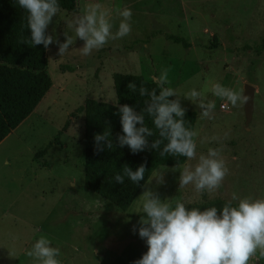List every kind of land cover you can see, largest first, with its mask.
<instances>
[{
	"label": "rangeland",
	"instance_id": "obj_1",
	"mask_svg": "<svg viewBox=\"0 0 264 264\" xmlns=\"http://www.w3.org/2000/svg\"><path fill=\"white\" fill-rule=\"evenodd\" d=\"M77 1V13L61 9L48 25V34L60 43L65 32L75 37L64 19L71 20L86 3L94 2ZM128 1L99 0L112 10L113 31L120 21L115 10ZM143 5L146 9L137 12L131 8L128 36L90 55L81 54L80 38L61 57L57 43L48 47L53 85L0 144V264H31L26 253L41 234L61 249L62 264H133L148 249L133 231L140 226L141 214L132 212L146 189L190 205L227 202L234 192L240 197L264 196V0H145ZM162 68L169 70L171 86L178 92L195 86L216 104L212 119L201 118L197 105L180 97L182 107L197 113V159L187 163L194 166L208 148H218L229 173L220 189L200 193L193 185L179 189L186 163L166 165L164 183L153 178L123 211L86 188L81 164L84 114H72L87 98L113 103L115 73L151 79ZM215 82L242 95L246 84L256 87L249 125L245 103L233 107L215 97L210 91ZM223 104L228 108L222 110ZM50 143L49 151L37 157ZM249 264H264V259L253 257Z\"/></svg>",
	"mask_w": 264,
	"mask_h": 264
},
{
	"label": "clouds",
	"instance_id": "obj_2",
	"mask_svg": "<svg viewBox=\"0 0 264 264\" xmlns=\"http://www.w3.org/2000/svg\"><path fill=\"white\" fill-rule=\"evenodd\" d=\"M19 7L26 10L27 28L30 29V44L43 45L47 49L51 44H58L61 56L69 51L76 38L83 40L81 54L90 55L111 40L128 36L132 30V10L129 7L117 8L120 18L118 27L113 31L112 10L99 0L86 3L81 14L71 20L64 19L66 26L74 31L75 37L64 33L62 43L46 31L53 17L61 13L59 0H16ZM139 71V70H138ZM156 87L149 91L141 86L140 96H147L145 107L136 110L135 106L119 104L115 94L113 104L117 106L122 132L117 134L116 141L120 147L127 146L132 154L143 152L146 148L156 150L161 157H185L187 161L197 159L196 137L198 132L186 126V108L181 106L180 97L197 105L201 118H213L215 101L206 99L205 92L192 87L185 93L178 92L171 86L169 70L162 68L159 75L151 78ZM132 93L137 86L129 83ZM211 93L226 100L233 107L246 102V97L238 89L226 87L215 82ZM170 97H173L170 99ZM150 117L158 138L149 145L153 129L148 127L145 119ZM97 152L114 147L110 131L94 135ZM161 145L163 147L161 148ZM166 165L154 170L146 183L153 178L157 184L164 183L162 171ZM173 171L176 168L172 169ZM146 164L141 163L133 170L125 164L122 172H117L113 179L124 184L127 177L133 184L139 185L144 180ZM229 173L226 161L221 157L218 148H208L206 155H200L193 166L186 163L179 176V189L193 185L197 192H213L222 187V182ZM139 202L132 212L140 213L138 231L145 240L148 249L133 264H249L255 257L264 259V196H238L235 192L231 199L220 207H188L190 203L172 198H161L151 189L143 191ZM10 256H12L9 253ZM31 264H62L61 249L53 245L45 234L39 235L27 251ZM14 257V256H13Z\"/></svg>",
	"mask_w": 264,
	"mask_h": 264
},
{
	"label": "trees",
	"instance_id": "obj_3",
	"mask_svg": "<svg viewBox=\"0 0 264 264\" xmlns=\"http://www.w3.org/2000/svg\"><path fill=\"white\" fill-rule=\"evenodd\" d=\"M59 3L60 9L69 13H77L79 10L77 0H59ZM27 16V11L20 8L16 0H0V144L35 111L53 85L48 72V48L45 49L42 44L31 46ZM172 38L176 42L181 41L178 37ZM184 45L188 47L190 44L184 42ZM113 78L119 104L135 106L137 111L143 109L145 101L149 99L139 95V88L143 86L151 91L156 87L152 79L142 75L115 73ZM129 83L137 86V92H131L127 87ZM78 114H84L81 164L85 186L123 211L134 204L154 170L162 165L180 166L187 163L185 157H161L158 151L150 148L132 154L127 146L120 147L116 141L117 134L122 132L120 116L113 103L87 98L72 116ZM196 120L197 113L186 110V126L196 130ZM70 123L71 120H68L64 128L67 129ZM145 123L154 132L153 137L148 138L150 145L158 138V130L150 117L146 116ZM106 129L110 131L114 147L108 149L105 146L103 151L97 152L94 135ZM56 138L58 141L59 135ZM52 146L53 143L48 144L37 157L43 156ZM45 163L48 165V162ZM141 163L146 164V172L139 185L133 184L127 177L123 185L114 181V175L122 172L125 164L135 170ZM224 203L215 200L191 204L189 207H220Z\"/></svg>",
	"mask_w": 264,
	"mask_h": 264
},
{
	"label": "water",
	"instance_id": "obj_4",
	"mask_svg": "<svg viewBox=\"0 0 264 264\" xmlns=\"http://www.w3.org/2000/svg\"><path fill=\"white\" fill-rule=\"evenodd\" d=\"M255 95H256V87L251 84H246L244 96L247 98L245 102V112H246V118H247L246 124L247 125L250 124L252 117H253V113L255 109Z\"/></svg>",
	"mask_w": 264,
	"mask_h": 264
},
{
	"label": "crops",
	"instance_id": "obj_5",
	"mask_svg": "<svg viewBox=\"0 0 264 264\" xmlns=\"http://www.w3.org/2000/svg\"><path fill=\"white\" fill-rule=\"evenodd\" d=\"M145 0H129L126 7L132 8L133 11H138L139 9H146L144 4ZM3 143V142H2Z\"/></svg>",
	"mask_w": 264,
	"mask_h": 264
},
{
	"label": "built area",
	"instance_id": "obj_6",
	"mask_svg": "<svg viewBox=\"0 0 264 264\" xmlns=\"http://www.w3.org/2000/svg\"><path fill=\"white\" fill-rule=\"evenodd\" d=\"M226 107L228 108V105H225V104L221 105V109H222V110H225Z\"/></svg>",
	"mask_w": 264,
	"mask_h": 264
}]
</instances>
